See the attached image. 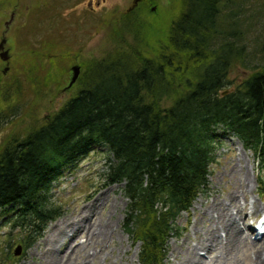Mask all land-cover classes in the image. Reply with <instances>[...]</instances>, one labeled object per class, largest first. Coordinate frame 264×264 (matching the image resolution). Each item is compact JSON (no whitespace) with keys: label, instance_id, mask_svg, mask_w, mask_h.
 <instances>
[{"label":"trees","instance_id":"16d2710c","mask_svg":"<svg viewBox=\"0 0 264 264\" xmlns=\"http://www.w3.org/2000/svg\"><path fill=\"white\" fill-rule=\"evenodd\" d=\"M77 1L40 0L30 13L59 29L60 10ZM168 1L176 6L166 25L148 22V5L136 8L146 24L129 27L141 30L143 43L93 60L75 94L0 145V214L15 232L0 240V264L14 241L26 251L62 215L50 191L95 146L107 151V184L123 183L122 226L139 243L140 264H164L168 240L182 233L178 217L207 189L219 131L252 151L264 171V0ZM49 43L56 47L52 39L42 47ZM234 67L250 72L232 85ZM16 79L9 85L18 92Z\"/></svg>","mask_w":264,"mask_h":264},{"label":"rangeland","instance_id":"374dc122","mask_svg":"<svg viewBox=\"0 0 264 264\" xmlns=\"http://www.w3.org/2000/svg\"><path fill=\"white\" fill-rule=\"evenodd\" d=\"M149 1L79 0L60 10V28L56 29L51 25L43 26L45 19H37L36 14L30 13L31 5H36L40 0H0V42L2 38L5 39L0 52L8 51L9 56L7 61L0 58V145L13 135H24L76 93V83L63 89L70 80L73 65H79L83 72L93 60L103 58L116 48L125 50L130 45L143 43V38L139 37L141 30L134 34L129 27L136 21L146 24L140 19V14L134 13L136 8L140 6L143 9L148 5L147 10L152 12V16L146 14L148 22L155 25L163 21L161 24L166 25L167 12L176 6L175 3L154 0L156 3L147 4ZM11 15L12 20L6 28ZM129 16L132 17L130 23L125 20ZM70 21L72 24L69 27ZM76 25L79 29L75 28ZM52 31L59 34H52ZM50 39L55 41L56 47L51 43L42 47ZM5 67H8L6 71ZM249 72L248 69L234 67L230 72L232 85L240 82ZM16 75L18 92L9 85L12 76ZM163 105H167V100L163 101ZM216 137L220 145L215 150L216 162L210 167L207 189L197 196L188 212H182L178 217L176 224L182 228V233L168 240L164 264H175L185 251V246L192 244L199 235L198 230L207 224L201 219L206 205L216 199L222 200L241 183L244 196L237 194L239 212L233 214L240 216L239 226L245 235L249 234L250 242L260 243L264 239L252 227L253 219L256 221L264 216V195L258 194V178L264 179V171L257 166L252 151L245 149L235 136L222 135L219 131ZM106 154L104 147L95 146L77 165L64 171L50 191L51 202H60L63 206L62 215L49 222L42 236L26 251L22 250L19 242L14 241L7 251V264H46L44 259L48 262L52 254L61 255L72 242V246H79L73 254L67 251V256L71 254V260H67L69 264H140L139 243L134 242L122 226L127 204L122 191L123 183L107 184L104 177ZM253 206L256 209H252ZM8 218L9 214H0L1 241L15 234L10 232ZM73 221L75 225L70 228L73 232L57 252L59 249L47 244L50 236L56 233V228H66L67 223ZM246 227L250 229L247 231ZM51 249L52 253H49ZM16 250L19 251L18 255L15 254ZM260 250V247H253L249 243L229 256L225 252V257L222 259L221 256L220 261L221 264H250ZM198 253L203 261L212 256L204 250ZM261 255L264 258V253Z\"/></svg>","mask_w":264,"mask_h":264},{"label":"bare ground","instance_id":"6f19581e","mask_svg":"<svg viewBox=\"0 0 264 264\" xmlns=\"http://www.w3.org/2000/svg\"><path fill=\"white\" fill-rule=\"evenodd\" d=\"M243 190L244 187L241 183L239 184V186H236L235 188L233 187V189H231L230 192L227 193L226 197L222 200H217L215 198L216 200L212 199L213 201L209 203V205H206V209H204V211L202 210L203 212L201 213V219H203L204 223L206 222L207 224L205 226H202V228L198 230L199 235L196 239H194V241H192L193 245L190 244L188 246H185V251L183 250L184 252L182 256L179 257L178 260L176 259L177 262L175 264H221L220 258L221 256L222 259L225 257L223 255L225 252L229 256L231 253L239 251L242 246L245 245L246 247V245H248L249 243L253 245V247L261 248L259 252L260 254L251 259L250 264H264V258H262L261 255L264 253V239L260 243H257L253 240L250 242L249 234L245 235L246 233H244V231L241 229L242 227L240 228L239 226L240 221H238V219L240 218V216L233 214L234 212H239V207L236 203V197L237 194L244 196L242 195ZM232 201H234V203H232ZM252 209H256V207L253 206ZM213 214H215V217L213 216ZM74 225L75 223L73 221L67 223L66 228H56V233H52V235L50 236V241L47 242V244H49L51 248L56 247L57 249H59L57 252H59L65 239L69 237L70 233L73 232V230H71L70 228L74 227ZM246 229L248 231L250 228L246 227ZM67 230L69 231L66 232ZM196 234L197 233L195 232L194 236H196ZM72 244L65 247V252H63L61 255L56 256V254H52L49 260L50 264H54V262L52 263L51 260L57 263L59 262L61 264H69L67 260H71V254L67 256L66 253H68L67 251H70L72 254L75 253V248L78 245L77 244L75 246H72ZM199 250H204L208 252L209 255L212 254V256L209 257L207 261H203L202 257L198 253ZM48 251L49 253H52V249ZM44 260L46 264H49V261L47 262V259ZM73 264L76 263L73 262Z\"/></svg>","mask_w":264,"mask_h":264},{"label":"water","instance_id":"95a60500","mask_svg":"<svg viewBox=\"0 0 264 264\" xmlns=\"http://www.w3.org/2000/svg\"><path fill=\"white\" fill-rule=\"evenodd\" d=\"M11 20H12V15H11L10 19L8 20V22H6V24H5V27H6V28H7V26L9 25V23L11 22ZM4 42H5V39L2 38V40H1V42H0V49L2 48ZM0 58H1V60H3V61H7L8 58H9V56H8V51H2V52H0ZM7 69H8V67H5L4 71H6ZM80 71H81V68H80V66L77 65V64H75V65H73V66L71 67L72 75H71L70 80H69V82L67 83L66 87L63 88L64 90L70 88V87L75 83V81L77 80V78H78V76H79V74H80ZM226 92H227V91L223 92V94H225ZM18 249L21 250V246H19ZM15 254L18 255V254H19V251L16 250V251H15Z\"/></svg>","mask_w":264,"mask_h":264}]
</instances>
